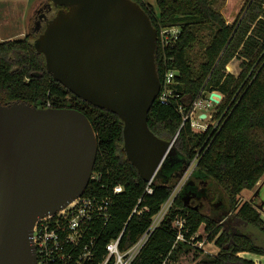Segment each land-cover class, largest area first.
Returning <instances> with one entry per match:
<instances>
[{"label": "trees", "instance_id": "trees-1", "mask_svg": "<svg viewBox=\"0 0 264 264\" xmlns=\"http://www.w3.org/2000/svg\"><path fill=\"white\" fill-rule=\"evenodd\" d=\"M133 1L149 15L158 36L167 27L180 29L178 39L167 49L163 50L157 40L155 62L162 85L168 71H174V78L168 100L163 103L159 96L152 105L148 125L162 139L176 138L178 154L170 156L153 179L152 194L145 193L147 182L127 158L123 121L57 81L47 69L45 56L36 49L35 35L0 43V102L73 108L89 118L98 138L94 166L98 177L90 180L83 197L114 202L113 217L101 237L102 249L123 229L120 249L134 245L194 164L174 195L168 214L132 264H167L177 259L182 251L201 242L203 235L198 231L203 224L207 239L215 241L219 252L196 264H255L240 253L264 256V246L242 233L237 225L242 222L264 234V219L254 203L240 199L244 190L254 189L264 176V0H248L243 17L232 24L217 8L219 0H155V4L150 0ZM205 29L209 35L206 42H201L200 32ZM197 43H203L200 61L192 57ZM235 58L241 59L244 68L239 77L226 71ZM206 91H218L224 98L214 113L216 125L195 131L188 112ZM191 181H211L216 188L213 198L221 195L219 199L226 201L224 213L212 217L193 206L191 201L198 198ZM117 185L123 191L114 194ZM137 206L143 211L131 216ZM178 220H183L182 227L175 224ZM178 233L183 240L178 239Z\"/></svg>", "mask_w": 264, "mask_h": 264}, {"label": "water", "instance_id": "water-1", "mask_svg": "<svg viewBox=\"0 0 264 264\" xmlns=\"http://www.w3.org/2000/svg\"><path fill=\"white\" fill-rule=\"evenodd\" d=\"M51 2L66 9L36 40L48 71L81 99L120 117L127 158L151 181L178 154L176 138L162 139L148 125L162 88L157 29L133 0ZM214 97L221 94L213 91L217 102ZM97 153L96 132L83 112L0 102V264H37L36 222L83 196Z\"/></svg>", "mask_w": 264, "mask_h": 264}, {"label": "built area", "instance_id": "built-area-1", "mask_svg": "<svg viewBox=\"0 0 264 264\" xmlns=\"http://www.w3.org/2000/svg\"><path fill=\"white\" fill-rule=\"evenodd\" d=\"M179 35L180 29L178 27L162 29L158 36L161 48L164 50L173 46ZM173 78L174 71H168L164 86L162 85L159 94L160 101L163 103L168 100L172 92ZM222 95L220 98L214 97V99H218L217 102L211 100L210 95L206 100L198 99L190 113L192 114L201 102L204 103L203 107H212L216 103L220 104L223 100ZM48 105L50 106V104ZM97 177L93 172L91 179ZM152 181L153 179L147 182L145 193H153ZM122 191L123 187L117 185L114 187L113 193L119 194ZM176 191L177 188L174 193ZM174 193L173 195H175ZM172 197L152 217L151 225L139 240L130 248L121 250L120 242L124 229L118 237L107 242L103 249L100 244L104 229L113 217L114 202L109 198L81 196L56 214L45 216L36 222L33 229V243L37 251V264H132L155 228L168 214ZM145 210L148 211L149 209L145 208ZM142 211H139L137 206L132 211L131 216ZM175 224L182 227L183 220H178ZM178 234V239L183 240V235Z\"/></svg>", "mask_w": 264, "mask_h": 264}, {"label": "rangeland", "instance_id": "rangeland-1", "mask_svg": "<svg viewBox=\"0 0 264 264\" xmlns=\"http://www.w3.org/2000/svg\"><path fill=\"white\" fill-rule=\"evenodd\" d=\"M247 1L248 0H219L217 2V8L223 14L228 24H232L237 19L243 17ZM47 2H49V0H0V41L24 38L32 25H35V21L38 20L39 12L36 9L40 8L39 5L42 3L46 4ZM150 2L155 4V0H150ZM200 33V41L203 42L205 40L206 42L209 31L205 29ZM202 44L203 43H197L192 51V57H195L197 61L202 59ZM241 62V59H233L227 65L226 71L239 77L244 70ZM210 93L211 92L207 91L204 92L201 99H208ZM222 97L224 98V95H222ZM203 105L204 103L201 102L192 114L190 113L192 109L188 112V115H190L192 120V127L195 131H204L205 128L209 127L211 124L216 125V122L213 119L218 103L212 107H203ZM203 114H206V117L203 118ZM194 166L195 165L193 164L183 177L177 186V191L188 179ZM201 189L206 190L208 197L197 202L193 201L195 202L194 204L200 206L202 211L208 216L216 217L215 215L217 212H221V209H218L215 204L221 202L225 205V199L223 197L219 199V196L221 195H217V197L213 198V193L216 188L214 189L211 181L203 182V184H201ZM177 191L174 194H176ZM240 199L241 202L252 201L264 219V176L254 189L244 190L240 195ZM220 206L222 207V205H219V207ZM227 220H229V217ZM232 222L233 221H230L229 224H232ZM237 226L242 233L247 234L258 245L264 246V234L259 229L242 222H239V225ZM198 234L203 235L201 242L196 243V245L190 250L182 251L177 259L169 260L167 264H196L200 259L208 255L216 256L219 252V247L216 245L215 241H209L207 239L204 224L200 227ZM240 255L242 257L253 259L255 264H264V256L262 255L252 254L250 252H241Z\"/></svg>", "mask_w": 264, "mask_h": 264}, {"label": "flooded vegetation", "instance_id": "flooded-vegetation-1", "mask_svg": "<svg viewBox=\"0 0 264 264\" xmlns=\"http://www.w3.org/2000/svg\"><path fill=\"white\" fill-rule=\"evenodd\" d=\"M51 0H49V2H47L46 4H41V5H39L40 6V8H37L36 10L39 12V16H38V20H36L35 21V25L33 26L32 25V27L30 28V30L26 33V35L24 36V38L25 37H27V36H29L30 34L31 35H35V38H36V40H37V38H38V36L43 32V30L45 29V27H46V24H47V22L51 19V18H53L54 17V15L59 11V10H62V9H66V7H60V6H58L59 8H58V10L57 11H55L54 10V8H55V6L53 7L52 5H51ZM53 4V3H52ZM44 6V7H43ZM36 12V11H35ZM8 40H12V39H8ZM4 41H7V40H3V41H0V43L1 42H4ZM207 129H208V127H207ZM198 181V180H197ZM206 182V181H205ZM190 184L192 185V186H194V188H196V197L198 198V199H196V200H192L191 201V204L193 205V206H195L196 208H199L200 206H198V205H196V204H194L195 202H197V201H200V200H202V199H206L207 197H208V194H207V192H206V190H204V189H201V184H203V182L202 181H199L198 183L196 182H190ZM196 186V187H195ZM193 201H195V202H193ZM217 204H215V206H216ZM219 205H222V207L220 206L219 207ZM224 206L225 205H223L221 202L219 203L218 202V205H217V208L218 209H221V212H217V214L215 215L216 217H219L220 216V214L221 213H224V211H225V209H224ZM201 208V207H200ZM202 209V208H201ZM218 215V216H217Z\"/></svg>", "mask_w": 264, "mask_h": 264}]
</instances>
